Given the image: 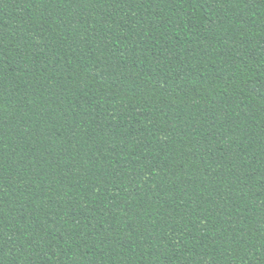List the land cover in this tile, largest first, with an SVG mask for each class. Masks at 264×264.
<instances>
[{
  "label": "trees",
  "instance_id": "trees-1",
  "mask_svg": "<svg viewBox=\"0 0 264 264\" xmlns=\"http://www.w3.org/2000/svg\"><path fill=\"white\" fill-rule=\"evenodd\" d=\"M0 264H264V0H0Z\"/></svg>",
  "mask_w": 264,
  "mask_h": 264
}]
</instances>
